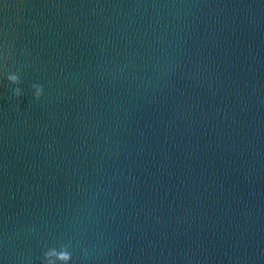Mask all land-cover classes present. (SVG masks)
I'll use <instances>...</instances> for the list:
<instances>
[{
    "label": "water",
    "instance_id": "water-1",
    "mask_svg": "<svg viewBox=\"0 0 264 264\" xmlns=\"http://www.w3.org/2000/svg\"><path fill=\"white\" fill-rule=\"evenodd\" d=\"M0 54V264H264V0H0Z\"/></svg>",
    "mask_w": 264,
    "mask_h": 264
},
{
    "label": "clouds",
    "instance_id": "clouds-1",
    "mask_svg": "<svg viewBox=\"0 0 264 264\" xmlns=\"http://www.w3.org/2000/svg\"><path fill=\"white\" fill-rule=\"evenodd\" d=\"M3 59H4L3 55L0 54V72H3V68H4ZM7 78L13 84L19 85L21 83V77L19 74H10V75H8ZM34 87L36 88V93H35L36 99L39 100L44 95L43 86L37 84V85H34ZM15 95L17 97L22 95V90L19 87H17L15 89ZM49 255H51V254H49ZM62 255H63V259H64V264H69V262L71 260V254L64 252Z\"/></svg>",
    "mask_w": 264,
    "mask_h": 264
}]
</instances>
